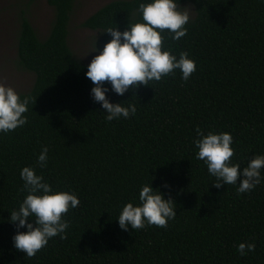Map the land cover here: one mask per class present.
<instances>
[{"label": "trees", "instance_id": "1", "mask_svg": "<svg viewBox=\"0 0 264 264\" xmlns=\"http://www.w3.org/2000/svg\"><path fill=\"white\" fill-rule=\"evenodd\" d=\"M74 1L46 0L53 20L43 40L20 16L16 64L34 82L18 94L29 98L22 114L27 123L0 133V264H264V166L250 192L237 193L238 184L217 189L193 145L197 128L228 132L231 163L243 168L264 155V4L178 0V7L191 4L195 15L178 40L164 30L162 50L177 57L187 52L195 72L187 81L177 70L121 96L109 92L111 103L135 104L136 112L106 121L90 96L88 64L76 60L67 43ZM140 2L111 1L81 27L99 32L104 45L111 39L105 28L124 31L140 22ZM45 146L48 162L40 168L36 158ZM25 166L53 190L79 198L63 214L64 238H50L31 258L12 246L9 222L27 194L19 175ZM149 183L173 200L175 217L165 227L121 230L122 206L138 203L140 186ZM241 242L254 243V251L239 255Z\"/></svg>", "mask_w": 264, "mask_h": 264}, {"label": "clouds", "instance_id": "2", "mask_svg": "<svg viewBox=\"0 0 264 264\" xmlns=\"http://www.w3.org/2000/svg\"><path fill=\"white\" fill-rule=\"evenodd\" d=\"M264 4V0H260ZM140 22L127 26L124 31L116 27L105 28L103 33L111 37L101 49L93 44V56L86 66L85 77L91 82L92 100L99 103L106 115V121L127 119L135 115L136 105L129 103H111L107 98L109 92L117 96L135 90L138 85H147L151 81H160L162 76L180 72L181 81H187L195 72V61L187 52L173 55L162 50L164 30L168 31L173 41L187 34L185 25L189 22L188 11L178 10V0H147L137 6ZM107 82L108 86H104ZM29 98L21 99L11 88L0 84V133H7L27 123L22 115L28 111ZM197 139L193 145L197 149L195 158L206 166L207 173L215 178L213 186L237 185V193H247L262 181L261 167L264 155H254L243 168L231 163L233 142L228 132L204 134L196 129ZM48 148L42 147L36 158L37 165L45 168L48 162ZM23 190L27 193L17 209L11 211L9 222L15 226L12 246L23 252L28 258L45 247L50 238H64L68 221L63 214L69 208L79 204L78 196L69 191H55L35 169L25 166L20 169ZM239 180V183L237 181ZM168 188L167 184L162 185ZM138 203H125L116 219L123 231L143 229L146 225L165 227L176 215L174 202L164 198L159 189L149 184L141 185L137 197ZM33 218V219H30ZM23 228L24 231H20ZM254 243L241 242L236 246L239 255L244 256L254 251Z\"/></svg>", "mask_w": 264, "mask_h": 264}, {"label": "rangeland", "instance_id": "3", "mask_svg": "<svg viewBox=\"0 0 264 264\" xmlns=\"http://www.w3.org/2000/svg\"><path fill=\"white\" fill-rule=\"evenodd\" d=\"M114 0H75L68 26V46L76 60L88 64L93 56V44L99 50L103 47L100 34L81 27V23L103 5ZM188 11L189 19L195 15L191 4L178 7ZM25 17L39 39L48 35L53 20V10L46 0H0V84L11 87L17 94L27 92L33 85L34 75L18 68L17 32L20 16Z\"/></svg>", "mask_w": 264, "mask_h": 264}]
</instances>
